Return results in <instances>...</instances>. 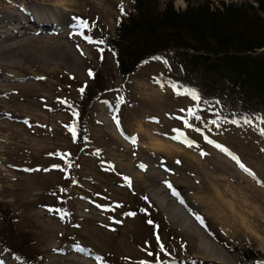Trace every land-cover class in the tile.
<instances>
[{"label": "rangeland", "instance_id": "rangeland-1", "mask_svg": "<svg viewBox=\"0 0 264 264\" xmlns=\"http://www.w3.org/2000/svg\"><path fill=\"white\" fill-rule=\"evenodd\" d=\"M166 1L158 0V8ZM172 2L176 9L186 6L185 0ZM121 3L124 11L130 10L131 0H0V15L7 11L20 15L13 24L4 22L13 40L0 32V202L17 214V229L31 236L40 264H139L144 260L155 264V255L148 252H159L167 264L173 260L176 264H261L264 137L254 121L238 125L223 121L219 127L208 123L213 108L185 92H175L160 77L166 68L157 59L122 77L109 49L74 34V17L95 22L94 39L114 33L122 16ZM39 8L61 11L65 22L50 17L51 25L41 23L48 17L39 16ZM89 69L101 77L104 89L87 109L81 123L83 139L78 141L65 125L75 120L74 104L81 85L91 80ZM65 99L67 104L61 103ZM197 104L203 122H191L203 132L188 128L180 119L187 115L181 109ZM132 134H137V141ZM152 136L162 148L150 144ZM183 136L195 144L189 147ZM54 153H71L74 163L67 173L61 170L66 161L50 155ZM124 177L130 178V186ZM158 185L179 206L174 212V207L166 208L156 199ZM128 212L136 215H125ZM194 214L203 218L204 225ZM180 215L202 227L229 259L203 256L197 249V235L187 234ZM149 219L154 223L149 224ZM157 232L170 255L159 251ZM233 247H251L257 258L243 261ZM0 261L24 264L1 246Z\"/></svg>", "mask_w": 264, "mask_h": 264}, {"label": "trees", "instance_id": "trees-1", "mask_svg": "<svg viewBox=\"0 0 264 264\" xmlns=\"http://www.w3.org/2000/svg\"><path fill=\"white\" fill-rule=\"evenodd\" d=\"M157 1L131 0L114 33L103 35V46L112 52L118 74L126 77L147 60L164 57L167 64L157 59L166 68L160 77L178 92L197 90L198 103L214 110L210 121L238 125L249 117L264 137L259 131L264 128L259 119L264 117V49L259 51L264 48V0L216 4L185 0L183 9H176L172 0L159 9ZM96 74L88 85H81L84 91L74 104L79 112L78 141L83 139L81 123L87 109L104 89ZM17 228V214L0 202V246L24 264H40L31 236ZM233 249L243 261L257 258L251 247Z\"/></svg>", "mask_w": 264, "mask_h": 264}, {"label": "snow or ice", "instance_id": "snow-or-ice-1", "mask_svg": "<svg viewBox=\"0 0 264 264\" xmlns=\"http://www.w3.org/2000/svg\"><path fill=\"white\" fill-rule=\"evenodd\" d=\"M119 7H120L121 15H126L127 13L124 11L123 3H121L119 5ZM73 19L75 21V23L73 24V27L75 29H77V31L74 34L80 35L85 41H87L88 43H91V44H95V45H104L105 44V40L104 39H94L93 36L91 35L92 29L96 27L95 22H92L90 24L88 20L82 19V18H79V17H74ZM85 30H87L89 34L86 35L85 34ZM79 47L80 46L77 45V48H79ZM98 50L100 51L101 54H103V52H104V48L103 47H100ZM82 54H83V52H82ZM101 59H103V55H101ZM153 59L161 60L165 64H167V60L164 57H154ZM89 75L90 76L94 75V73L91 71V69H89ZM173 87H175V85H173ZM80 91H81V93H83L84 89L81 88ZM184 91H185V93L187 95L191 96L193 100H195V101H200L201 100V94L197 90H195V89H185ZM178 94H180V93H178ZM61 103L67 104V100L66 99L62 100ZM199 107H200L199 104H197L196 106L189 107L186 110L185 109H181L180 111L181 112H185L186 111L187 115L186 116H181L180 119L183 121V123L188 128L194 129L196 132H203L204 128L196 127L191 122V120H200L201 122H203L202 117L198 114ZM72 116L74 118H77V120H78L79 112L73 111L72 112ZM114 119H115L117 125H119V123H120L119 119L115 118V117H114ZM219 119H223V118L220 117ZM243 119H244L245 123H251V118L244 117ZM259 119H261V121H264V117H259ZM77 120H74V122L71 125H65V127L72 133L74 139H76L77 134H78L77 133ZM233 122H236V121H233ZM208 123H210L211 125H215V126L219 127L218 119H213V120L209 121ZM205 127H207V124H205ZM177 131H179V130H177ZM259 131L262 134H264V128L259 129ZM174 138L178 139V137H174ZM205 139H208V137H205ZM133 142L135 143V141H133ZM184 142L186 144H188L189 147H191V146H193L195 144V141H191V140H185ZM209 142L210 143H215V141H211V140ZM216 146L218 148H220L222 151L228 152V149L225 148L223 145L217 144ZM97 154H98V152H97ZM203 154L204 153H202V155ZM50 155H59L62 159H64L66 161V167L62 168L61 169L62 171H65L67 173V170L73 167V163L74 162L71 159V153H54V154H50ZM234 158L238 159L237 157H234ZM177 163H179V161H177ZM53 167L54 168H60L61 166L60 165H53ZM141 167H146V165H141ZM241 167H244V165L241 164ZM245 170L248 171L250 175L255 176V173L251 172L250 169H245ZM29 171H31V170H29ZM124 180L128 183L129 186L131 185L130 178L124 177ZM74 183H77V182L74 181ZM164 183L172 191V194L174 196L179 197V193L176 191L175 188H173V186L171 185L170 182L165 181ZM261 183H264V181H261ZM60 191L63 192V191H66V190L65 189H60ZM143 199L147 200L148 198L147 197H143ZM180 202L183 203L184 201L181 199ZM100 207H104V206L101 205ZM116 207H122V205H116ZM112 210H115V208H113ZM57 211L58 212H62L64 215H70V213L66 212V210H63V209H60V210H57ZM141 211L147 212V209H142ZM125 215L135 216L136 213L128 212V213H125ZM194 215H196V214H194ZM61 218H63V216ZM196 219L202 225H204V220H203L202 217H200L199 215H196ZM147 222L149 224H153L154 223L151 219H149ZM156 227L158 228V226H156ZM156 240H157L159 251L165 252L166 254L170 255V253H168V250L166 249L165 245L161 241V238H160L158 232L156 233ZM80 251H85V250L84 249H80ZM145 251H147V249H145ZM148 255L149 256L155 255V257H156L155 264H167V262L160 260L159 252H157L155 254L152 253V252H148ZM17 258L19 259V257H17ZM97 259L100 260V261H103V257H99L98 256ZM0 264H4V262L0 261ZM104 264H106V262H104ZM139 264H153V262L152 261H148V260H144V261H140ZM172 264H176L175 260L172 261ZM192 264H195V261H193ZM261 264H264V262H261Z\"/></svg>", "mask_w": 264, "mask_h": 264}, {"label": "bare ground", "instance_id": "bare-ground-1", "mask_svg": "<svg viewBox=\"0 0 264 264\" xmlns=\"http://www.w3.org/2000/svg\"><path fill=\"white\" fill-rule=\"evenodd\" d=\"M26 11V15H25V18H26V21H28V18H29V15L27 14V8L25 9ZM36 13L41 16V17H48V20L45 19V20H42L41 23H47V25H51L52 22L50 21V17H53L54 20H59L60 22L64 23V18L62 17V12L57 10L55 12H53L52 10H46V9H36ZM18 12L17 11H7V12H4L0 15V32L3 33L4 36H7L9 35L10 39L13 40L14 39V36H12V34H10L9 29L8 28V24L12 23L13 24V21H17V20H20V17H18ZM20 16V15H19ZM30 19H32L30 17ZM4 22H7L5 23L4 25ZM17 24V23H15ZM5 27V28H4ZM12 28V27H11ZM30 31V30H29ZM15 32V30H14ZM18 34V33H17ZM15 35V34H14ZM21 36V35H20ZM22 37V36H21ZM19 38V37H18ZM27 42V41H26ZM17 44V43H16ZM16 46V45H15ZM8 59L6 58V62H10V63H13V61H7ZM16 63V62H15ZM115 133V132H114ZM122 134V133H121ZM137 134H132V138L137 141L138 140V137H136ZM182 136V135H181ZM151 142L150 144L155 147V149H160L162 148L163 145L162 143H160V140L157 139L156 137L152 136L151 137ZM185 138H188L186 136H183L182 139H185ZM186 140H190L189 138L186 139ZM158 147V148H157ZM146 161H148L146 159ZM146 163V162H145ZM150 165V164H149ZM148 165V166H149ZM140 168V167H139ZM152 168V167H151ZM156 169V168H155ZM137 174V173H136ZM159 174V173H158ZM161 174V173H160ZM159 176V175H158ZM159 179V178H158ZM164 188V187H163ZM162 186H159L156 187L155 189V197L156 199L158 200V202L162 205V206H165L166 208L167 207H174L171 208V211L174 212V210H176V208H178L179 206H177L176 202H174V199L172 198H169L167 195H165L162 191L161 193V189H163ZM164 190V189H163ZM165 191V190H164ZM176 213V212H175ZM172 216L174 218L175 214L172 213ZM178 214V213H177ZM180 218H181V221H182V225L184 226L185 228V231L187 232V234L191 237V233L193 234H196L198 239L200 242H199V245H198V250H202L201 254L205 257H213V258H218V259H225L227 258V260L229 259L228 258V255H227V252L219 245L217 244L214 240H212L206 233L205 231H203L201 228H199L198 226H196L191 220H189L188 218L184 217V215H180ZM178 219V217H177ZM200 253V252H199Z\"/></svg>", "mask_w": 264, "mask_h": 264}, {"label": "water", "instance_id": "water-1", "mask_svg": "<svg viewBox=\"0 0 264 264\" xmlns=\"http://www.w3.org/2000/svg\"><path fill=\"white\" fill-rule=\"evenodd\" d=\"M264 48H262L261 50H263Z\"/></svg>", "mask_w": 264, "mask_h": 264}]
</instances>
